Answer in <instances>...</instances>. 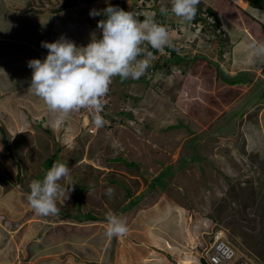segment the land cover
I'll list each match as a JSON object with an SVG mask.
<instances>
[{
  "label": "rangeland",
  "instance_id": "rangeland-1",
  "mask_svg": "<svg viewBox=\"0 0 264 264\" xmlns=\"http://www.w3.org/2000/svg\"><path fill=\"white\" fill-rule=\"evenodd\" d=\"M113 1L19 0L41 14L49 38L53 30L55 38L63 35L77 47L93 33L101 35L97 23L105 17H92L90 10L102 11ZM117 2L138 19L167 27L172 45L157 51L146 44L153 54L146 72L138 79L114 78L105 113L111 127L92 133L76 113L56 122L27 84L6 94L10 99L0 97V129L6 130H0V264H199L217 231L234 248L225 264H264V65L235 54L244 35L264 33V16L257 19L241 0H200L199 21L181 24L171 0ZM241 70L249 79L232 81L243 78ZM10 114L26 123L11 124ZM120 139L122 144L115 141ZM56 150L71 168L60 183H75L69 198L57 201L58 215L93 210L107 216L132 191L156 205L133 219L134 207L119 211L129 222L121 237L106 235V220L83 225L69 218L56 230L50 223L56 215H37L27 200L30 184L42 178V164L59 160ZM108 188L115 190L112 198ZM102 197L113 208L106 210ZM38 219L44 222L38 236L53 239L46 253L32 258L26 244L37 236L30 235ZM7 220L15 222L10 227ZM23 223L28 228L15 231ZM79 233L78 245L62 238Z\"/></svg>",
  "mask_w": 264,
  "mask_h": 264
},
{
  "label": "clouds",
  "instance_id": "clouds-1",
  "mask_svg": "<svg viewBox=\"0 0 264 264\" xmlns=\"http://www.w3.org/2000/svg\"><path fill=\"white\" fill-rule=\"evenodd\" d=\"M199 4L200 0H171V13L181 24L191 23L196 19ZM161 12L165 13L167 9L161 8ZM89 15L105 17L97 23L101 35L97 37L93 33L90 42L81 47L63 35L51 43L42 41L41 46L48 50L46 57L27 63L32 69L29 91L42 99L56 122L65 121L80 109H90L94 113V126L101 129L107 123L101 113L104 111L105 114L108 109L105 97L114 78L138 79L146 72L153 57L145 45L160 51L170 47L172 41L167 27L153 20H140L135 13L119 6L90 10ZM248 48L255 59L264 63V42L252 41ZM141 56L145 58L139 59ZM70 169L67 162H54L42 180L30 184L27 200L37 215L46 217L60 213L57 201H66L75 185L60 183L70 176ZM114 191L108 188L106 195L112 198ZM106 221L107 236L127 234L124 218L110 213ZM216 234L219 232L211 237V243Z\"/></svg>",
  "mask_w": 264,
  "mask_h": 264
},
{
  "label": "crops",
  "instance_id": "crops-1",
  "mask_svg": "<svg viewBox=\"0 0 264 264\" xmlns=\"http://www.w3.org/2000/svg\"><path fill=\"white\" fill-rule=\"evenodd\" d=\"M27 5L28 6L30 5L29 2L27 3ZM27 5L21 4L19 0H0V97L1 98L6 96V98L10 99V97H8L6 94H9V93L16 94L18 92V89L20 87H23L21 85L27 84V88L29 90V86L31 83V76H32L31 70L32 69H30L27 66L28 61L31 59L43 60L46 57L48 50L41 46V42L46 41V42L51 43V42L56 41L58 38V37L55 38L53 36V30L49 38V30L46 28V26H44V23H42L41 14L39 15V13L33 12V10H26ZM260 30H264V27ZM43 33L45 35V38L42 40L41 36ZM246 35L247 36L245 35L243 36L244 41H242L241 43L243 45L241 49H244L245 51L247 50L246 52L248 54L244 52L242 54L240 52L241 49L238 48V45L236 47V50H235V45H234V50H235V54L237 53L236 57L240 59H242L243 57L244 59L251 60L252 55L249 51L248 44L252 41L264 42V33L259 31V33L257 34L253 33V35L251 34H246ZM261 36L263 38H261ZM246 56H249V57L246 58ZM260 66L261 65H255L253 68H255L256 71L257 70L260 71L259 70L261 69ZM243 72H244L243 75L246 74L245 71ZM16 78H18V80H15ZM7 79H10V80L6 81ZM12 82H15V84H13ZM181 112L184 113V111H181ZM10 116H13V114H10L9 117ZM183 117H185V115ZM15 120L19 124L26 123L24 119L20 120L18 118H15ZM173 126L177 127V125H173ZM120 140H115V141L119 144H122V140L121 141ZM121 153L122 152H120V154ZM101 170H104V169H101ZM152 188H153L152 190L159 192L157 194V197H159L161 194L160 188L155 185H152ZM22 192H24V190ZM162 194L164 195V193ZM123 197L124 198H122L121 201L125 199L127 200L122 202V204L120 205V208H115L113 213L116 215L120 213L119 211H124L123 213H126L125 210H128L131 207H134L135 213L132 215V219H133L134 217L138 216L137 214L139 212L146 210L147 206L148 208L150 207L153 209V206L156 205L154 203L156 199H154L153 201L150 200L148 201V204H146L145 200L146 198H148V196L144 199L145 197L144 194L142 195L138 194L137 196H135L133 195V191L132 193H128L126 196H123ZM104 199H106V201ZM101 200L103 202H106L107 204L106 210H110L111 208H113L114 205L112 204V202L108 203L107 198L102 197L101 199H99V202ZM130 203H132L133 205H129ZM152 204H155V205H152ZM92 211H87L79 215L65 213L64 215L66 217H64L63 214L56 215V217L54 218L55 223L52 221L50 223L53 224V226L57 230L58 227H62L64 222H69V218L75 219L76 221L79 222L78 224H83V225H89L91 223L106 220V216L98 215V214L95 215ZM119 216H124V214L119 215ZM144 216L148 218L150 216H153V214H144L143 217ZM150 218H152L150 220L154 219L153 221H155L158 219V216H156L155 218L154 217H150ZM8 221L9 220H7V222ZM12 222H15V221H12ZM12 222H8L10 224L9 225L10 227H11ZM35 222H37V225L39 226H36L35 231H31L33 235L31 233L30 236L37 235L36 238L32 237L31 240L26 239V240H29V242L26 245L31 244L30 247H26V250L28 253L30 252L31 254L30 256L32 258L35 253H38V252L39 254L46 253L45 250L49 248V239H50L49 238L50 235L47 236L43 233L39 235L40 236L39 238L38 234H40V231L43 228L44 222H42L40 219H38ZM128 223L129 222H127V224ZM0 224H1V221H0ZM19 225H20L19 229L15 231H23L29 226V225H26V223L19 224ZM47 234H49L48 231H47ZM7 235H9V233ZM80 236H81L80 233L76 235L68 234L62 238L73 239L74 241L76 240L78 243H74V244L78 245L81 241ZM50 237L53 239L52 236ZM55 241L63 242L62 239L59 241L58 237L56 238ZM54 249H57V248L55 247ZM149 256L154 257L153 253H151Z\"/></svg>",
  "mask_w": 264,
  "mask_h": 264
},
{
  "label": "built area",
  "instance_id": "built-area-1",
  "mask_svg": "<svg viewBox=\"0 0 264 264\" xmlns=\"http://www.w3.org/2000/svg\"><path fill=\"white\" fill-rule=\"evenodd\" d=\"M110 98H111V85H110V91L108 92V94L105 97V107L110 105V103H111ZM74 113L81 115V117L84 120L90 121L89 122L90 132H92V133L96 132L97 128L94 126V122H93L94 113L92 110L80 109L79 111H76ZM101 115L104 117L105 120H107L106 116L104 114V111L101 113ZM106 124H107L106 127H111V122H109V123L107 122ZM207 254H209V255L203 254L202 256L206 259V261L209 264H225L230 259H232L233 255H234V248H233L232 243H230L223 235L216 234V237L213 239L211 246H209V250L207 251ZM244 262L245 261L242 260L238 263L236 262V264H244Z\"/></svg>",
  "mask_w": 264,
  "mask_h": 264
},
{
  "label": "trees",
  "instance_id": "trees-1",
  "mask_svg": "<svg viewBox=\"0 0 264 264\" xmlns=\"http://www.w3.org/2000/svg\"><path fill=\"white\" fill-rule=\"evenodd\" d=\"M117 4H118V2H117V0H114L113 1V5L114 6H117ZM248 6H251L252 8H253V12H254V14H255V17L257 18L259 15L258 14H261V15H263L264 16V0H248V5L245 7V8H247ZM213 11V9L211 8L210 10H209V12L211 13ZM258 19V18H257ZM195 22H198L199 21V13L197 12V16H196V19L194 20ZM264 24V23H263ZM243 74V73H242ZM249 76L250 75H248V76H246V74H244L242 77L243 78H240V79H237V80H232V81H240V82H243V81H245L246 79H249ZM245 77H247V78H245ZM108 107V106H107ZM10 118V119H9ZM8 119L11 121V124H14L15 125V123H16V120H15V116H8ZM74 122V121H73ZM3 128H1L0 130H2ZM5 129V128H4ZM2 130V132H4L5 133V131L6 130ZM45 130H47V132H49L48 131V129H45ZM6 136H7V132H6ZM4 139H5V137H4ZM6 144H7V142H6ZM8 145V144H7ZM10 148V145H8V149ZM60 149V148H59ZM58 148H57V150H59ZM56 150V151H57ZM55 155H57L58 156V159L59 160H57V161H60V162H65V161H62L61 160V158L59 157V153H58V151L57 152H55ZM53 157V156H52ZM54 160V158L53 159H48V163H41L42 165H44L46 168L44 169V173H42V178L46 175V173H47V171L48 170H50V168L52 167V164L54 163V162H57V161H53ZM166 173H167V170L165 171ZM165 172H162L159 176H157V177H163L164 175H165ZM42 178H40V180L42 179ZM154 180L156 179L155 177L153 178ZM153 185V184H152ZM95 216V215H94ZM199 264H209L206 260H205V258L204 257H201L200 258V260H199Z\"/></svg>",
  "mask_w": 264,
  "mask_h": 264
},
{
  "label": "bare ground",
  "instance_id": "bare-ground-1",
  "mask_svg": "<svg viewBox=\"0 0 264 264\" xmlns=\"http://www.w3.org/2000/svg\"><path fill=\"white\" fill-rule=\"evenodd\" d=\"M241 4L248 5V0H241ZM44 137V135H43Z\"/></svg>",
  "mask_w": 264,
  "mask_h": 264
}]
</instances>
